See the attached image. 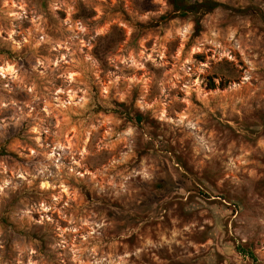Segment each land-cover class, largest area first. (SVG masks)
Here are the masks:
<instances>
[{
	"label": "rangeland",
	"instance_id": "rangeland-1",
	"mask_svg": "<svg viewBox=\"0 0 264 264\" xmlns=\"http://www.w3.org/2000/svg\"><path fill=\"white\" fill-rule=\"evenodd\" d=\"M0 0V264H264V0Z\"/></svg>",
	"mask_w": 264,
	"mask_h": 264
},
{
	"label": "trees",
	"instance_id": "trees-1",
	"mask_svg": "<svg viewBox=\"0 0 264 264\" xmlns=\"http://www.w3.org/2000/svg\"><path fill=\"white\" fill-rule=\"evenodd\" d=\"M170 1H171L173 8L176 11H181L184 16L188 12L191 11L190 5H187L185 3V0H170ZM197 6H198V8H204L206 12H209V11L215 9L218 6V4L211 1V0H206V1H203L202 3L198 4Z\"/></svg>",
	"mask_w": 264,
	"mask_h": 264
}]
</instances>
